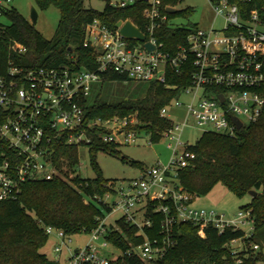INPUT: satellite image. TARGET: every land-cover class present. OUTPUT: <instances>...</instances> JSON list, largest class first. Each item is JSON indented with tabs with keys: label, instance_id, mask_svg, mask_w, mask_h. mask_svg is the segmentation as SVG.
<instances>
[{
	"label": "built area",
	"instance_id": "built-area-1",
	"mask_svg": "<svg viewBox=\"0 0 264 264\" xmlns=\"http://www.w3.org/2000/svg\"><path fill=\"white\" fill-rule=\"evenodd\" d=\"M12 1L0 0V39L5 29L2 18ZM138 2L146 4L142 11L145 25L140 29L132 23L144 34V41L128 39L118 27L112 29L100 19L86 25L83 46L92 51L97 64L94 69L25 68L8 60L4 71H0V117L3 118L0 122V202L18 199L27 181L67 179L70 173L67 162L59 167L53 161L54 143L89 148L96 140L116 146L135 142L140 131L136 115L87 117L86 108L95 82L114 73L127 80L158 82L176 88L167 83L169 73L191 70L189 84L181 87L177 96L159 112L162 119L169 121L161 138L174 142L169 162L144 167L139 177L128 181L127 191L115 190V183L109 181L102 196H87L109 211L103 210L95 227L82 232L89 235L82 245L71 247L73 235L61 228H44L58 240L54 246L57 264H112L117 260L122 264H129V260L153 264L173 245L171 233L179 222H192L201 230L212 227L219 233L228 229L242 231L241 237L225 246L234 258L233 264H243L249 252L260 249L252 240L253 212L239 209L227 217L216 210L193 206L197 195L180 183L179 172L193 165L196 155L182 142L181 132L188 117L204 132L231 138L239 130L233 117L242 127L258 121L264 109V22L257 9L244 18L239 8L228 0H210L223 25L196 27L188 33L185 43L167 50L157 37L159 30L171 24L172 13L162 8V0H109L118 8ZM147 42L154 46L152 50L145 47ZM14 44L19 53L25 51L23 45L15 41ZM190 94L194 97L187 106L185 121L175 123L167 116V108L182 106L179 97ZM118 192L122 200L116 203L117 207L103 200ZM114 207L122 212L118 220L137 227L136 234L144 237L142 242L130 243V247L122 249L111 240L117 232L127 239L118 220L110 225L105 222V212L110 214ZM155 214L163 215L162 238L151 239L145 229L153 226ZM109 246L119 254L107 251Z\"/></svg>",
	"mask_w": 264,
	"mask_h": 264
},
{
	"label": "trees",
	"instance_id": "trees-1",
	"mask_svg": "<svg viewBox=\"0 0 264 264\" xmlns=\"http://www.w3.org/2000/svg\"><path fill=\"white\" fill-rule=\"evenodd\" d=\"M86 0H34L41 9L55 6L60 12L59 22L54 36L44 38L33 24L26 20L16 9L10 7L5 17V29L0 39V71L3 72L8 60L25 68L70 66L75 69L96 67L92 51L83 46L86 25L94 19H100L115 29L118 21L130 20L140 29L145 20L142 11L143 2L118 8L107 3L102 11L86 7ZM181 0H162V8H174ZM218 1V0H215ZM239 8L241 15L247 18L251 10L257 9L264 22V0H228ZM191 7L183 8L175 14L188 16ZM175 14H170L171 17ZM197 26H175L170 24L157 33L165 49L172 50L178 44L185 43L190 31ZM14 41L25 47L18 52ZM191 70L183 73H169L167 83L176 88L166 87L158 82H149L144 96L123 97L108 100L98 95L86 108L87 117L108 118L115 115H136L138 130H144L151 141H158L161 132L169 125L159 112L177 94L181 87L189 84ZM102 81L130 82L122 76L107 74ZM3 118L0 117V122ZM53 161L63 167L67 162L70 172L79 163V147L54 143ZM114 144H105L99 140L89 147L91 165L96 176L92 179L77 175L67 179L27 181L23 184L18 199L0 202V264H57L41 252L49 238L44 226H54L68 234L87 232L95 227L103 210L87 196H102L106 192L107 181L96 162V155L103 151L119 155ZM195 153L193 165L179 172L180 183L196 195L208 193L216 184H223L235 195L242 197L251 190L256 191L250 203L240 209H251L255 217L252 240L259 245V251L250 253L243 264H264V109L257 122L245 125L228 137L215 132H204L195 144L188 145ZM122 159H125L122 157ZM133 164L137 162L130 161ZM71 182V183H70ZM151 205V204H150ZM163 215L153 216V226L145 231L149 238H162L161 219ZM120 232L112 235L111 240L126 249L131 244L143 241L142 234L137 235V227L117 221ZM240 230H225L219 233L212 227L201 230L192 222H179L173 227L171 245L165 255L153 264H233L234 258L225 243L242 236ZM120 237V240H117ZM129 264H147L139 260H129ZM117 260L112 264H122Z\"/></svg>",
	"mask_w": 264,
	"mask_h": 264
},
{
	"label": "rangeland",
	"instance_id": "rangeland-1",
	"mask_svg": "<svg viewBox=\"0 0 264 264\" xmlns=\"http://www.w3.org/2000/svg\"><path fill=\"white\" fill-rule=\"evenodd\" d=\"M106 3L107 0L85 1L86 7H91L97 11H102ZM10 7L16 9L26 20L33 24L35 29L44 38L51 39L54 36L60 18V12L55 6L41 9L36 5L34 0H13L10 3ZM186 7H191L193 12L188 16L175 14V16L170 18L171 24L183 27L196 25L205 29L210 27L218 28L223 25L222 17L215 15L210 0H181L174 9L179 11ZM32 8H35L38 14L36 22H33L30 17ZM2 21L6 24L10 23L7 17H3ZM148 84L149 82L146 81L130 80V82H122L100 80L93 84L89 102L92 103L98 95L110 101L123 97H142L146 92ZM193 97V94L181 95L179 101L182 103V106L167 108V116L175 123L184 122L187 116V106L192 102ZM203 133L204 129L197 127L194 120L188 117V123L181 132L182 142L188 145L195 144ZM173 145L174 142L164 137L158 141H151L150 136L142 130L139 131L135 142L116 147L119 155L100 151L96 155V162L102 176L107 181L115 183V190L118 191L122 188L127 191L128 181L139 177L144 167H152L158 163L167 164L173 152ZM122 157L125 159H122ZM130 161L137 162L138 164H133ZM68 174H70L68 181L77 175L84 179H92L96 176L95 170L91 165L89 148L86 146L79 148V163L74 167V172L71 171ZM191 193L196 194L195 192ZM251 199L250 193L239 197L228 190L223 184L218 183L208 193L197 195V200L193 206L198 209L216 210L227 217H231L242 205L250 203ZM103 200L117 207L116 203L122 200V195L119 192L112 193L108 198L104 197ZM116 207L113 208L110 214L105 212V222L107 225L115 223L122 216V212ZM88 238L89 235L86 233L74 234L71 247L82 245ZM56 243H58V240L55 234H51L46 245L41 248V252L49 258L55 259L54 246ZM107 251L115 255L119 254V251L112 246H109Z\"/></svg>",
	"mask_w": 264,
	"mask_h": 264
},
{
	"label": "water",
	"instance_id": "water-1",
	"mask_svg": "<svg viewBox=\"0 0 264 264\" xmlns=\"http://www.w3.org/2000/svg\"><path fill=\"white\" fill-rule=\"evenodd\" d=\"M168 11L172 14H175L177 12V10L174 8H168ZM30 17H31V20L33 22H36L38 14H37V11L35 8L31 9ZM116 27H118L120 30V33L128 39L136 38L140 41L145 40L144 34L130 20H126L125 22H122L120 20L117 22ZM145 47L149 50H152L154 46L151 43L147 42V43H145ZM233 120L236 124V127L238 129H240L242 127V123L240 121L236 120V118H234V117H233ZM249 193L252 194L253 196L256 195V191H253V190H251Z\"/></svg>",
	"mask_w": 264,
	"mask_h": 264
},
{
	"label": "crops",
	"instance_id": "crops-1",
	"mask_svg": "<svg viewBox=\"0 0 264 264\" xmlns=\"http://www.w3.org/2000/svg\"><path fill=\"white\" fill-rule=\"evenodd\" d=\"M48 257V256H47ZM49 258V257H48ZM50 260H55L54 258L52 259V258H49Z\"/></svg>",
	"mask_w": 264,
	"mask_h": 264
}]
</instances>
